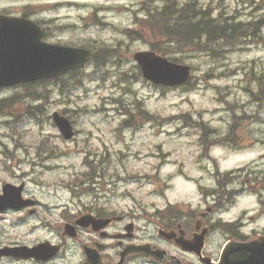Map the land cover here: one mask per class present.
I'll return each instance as SVG.
<instances>
[{
	"label": "rangeland",
	"instance_id": "374dc122",
	"mask_svg": "<svg viewBox=\"0 0 264 264\" xmlns=\"http://www.w3.org/2000/svg\"><path fill=\"white\" fill-rule=\"evenodd\" d=\"M171 1L180 7L189 0ZM194 1L213 16L251 23L254 34L198 47L168 44V55L189 65L192 76L186 86L166 88L145 81L131 60L134 52L161 43L158 17L145 15L165 0H0V13L39 22L47 32L45 41L94 49L103 62L88 60L36 85L37 94L33 87L18 85L0 90V189L4 183H24L23 195L41 207L35 216L0 213V245H31L54 237L45 225L62 232L56 223L64 207H72L71 200L70 210L106 201L96 200L103 196L113 197L120 209L138 202L150 212L155 207L172 212L164 209L166 201L189 198L199 205L190 186L175 176L179 117L201 118L216 131L214 141L227 132L232 116L249 118L234 131L244 136L239 151L213 145L211 154L221 169L253 160L257 170L264 169V0ZM55 111L71 121L73 139L59 134L51 121ZM247 137L258 139L251 145ZM162 160L166 164L156 171ZM167 175L172 176L164 187ZM244 205L254 207L253 197L240 200L238 209ZM140 226L152 229L145 218L137 221ZM220 241L223 235L216 232L209 243ZM0 264L18 263L2 259Z\"/></svg>",
	"mask_w": 264,
	"mask_h": 264
},
{
	"label": "flooded vegetation",
	"instance_id": "af4514ba",
	"mask_svg": "<svg viewBox=\"0 0 264 264\" xmlns=\"http://www.w3.org/2000/svg\"><path fill=\"white\" fill-rule=\"evenodd\" d=\"M194 135L195 133H186ZM206 133L197 135L194 143L196 149L181 153L177 162V175L190 184L199 195V205L193 206L194 201H180L176 207L166 205L165 211L150 214L147 224H152L156 236L149 235L153 247H161L174 255L181 264H201L196 254L175 246L174 241H167L157 235L159 229L173 231L176 239H190L194 234L207 230L203 254L215 260V249L224 244H236L254 240L258 235H264L262 222L264 215V170L254 173L247 170L228 169L217 173L212 167L215 159L209 154L211 141ZM191 144H193L191 142ZM186 166L188 171L185 172ZM254 197V207L238 209L239 201ZM106 199L98 203L97 199ZM96 198L90 205L78 207L76 210L65 212L64 223L73 226L71 236L57 233V241L52 243L60 247L56 257L47 261L34 259L14 260L18 264H177L176 259L155 261L149 255L122 252L132 245L141 244L136 220L143 218L140 207L135 205L130 209L120 210L117 205L107 199ZM35 204V202H33ZM25 209H23L24 211ZM203 210H208L204 212ZM254 211V215L249 212ZM223 212L224 216L218 215ZM30 213V211H29ZM34 213V212H33ZM217 215V216H215ZM85 216L103 220L100 225L89 223L80 226L76 221ZM152 220V221H151ZM223 235L221 245L212 246L208 239L214 233Z\"/></svg>",
	"mask_w": 264,
	"mask_h": 264
},
{
	"label": "water",
	"instance_id": "95a60500",
	"mask_svg": "<svg viewBox=\"0 0 264 264\" xmlns=\"http://www.w3.org/2000/svg\"><path fill=\"white\" fill-rule=\"evenodd\" d=\"M41 36V29L32 21L0 14V88L60 76L92 54V51L84 49L42 42ZM133 58L141 66L143 76L153 83L177 85L188 78L187 66L170 63L152 52H138ZM53 120L65 139L72 137L73 132L67 119L54 113ZM21 190L22 186L4 185L3 195L0 196V210L19 208L26 204L21 200ZM48 251L49 246L46 244L33 248L5 247L0 249V257L12 255L48 258L52 253ZM155 254V258H161V253ZM254 262L261 264V257ZM218 264H227L225 251ZM239 264H242L241 261Z\"/></svg>",
	"mask_w": 264,
	"mask_h": 264
},
{
	"label": "trees",
	"instance_id": "16d2710c",
	"mask_svg": "<svg viewBox=\"0 0 264 264\" xmlns=\"http://www.w3.org/2000/svg\"><path fill=\"white\" fill-rule=\"evenodd\" d=\"M189 1L192 2L177 7L175 2L165 0L160 8L147 11L146 19H153V16H157V20L160 22V27L157 29L161 36V43L155 47L153 46L152 49H155L161 55L169 56L166 51L168 44L174 48L182 46L197 47L201 42H204V44L229 43L247 38L253 34L250 23H233L231 25L232 23H228L226 17L213 18L209 11L199 8L194 0ZM98 57L97 54L91 57L96 65L103 63ZM171 60L177 61L174 57ZM36 84L38 83L22 86L23 88H32ZM33 92L37 94L39 91L34 89ZM45 97V95H41L39 99Z\"/></svg>",
	"mask_w": 264,
	"mask_h": 264
}]
</instances>
